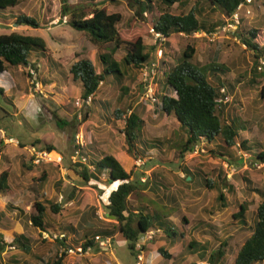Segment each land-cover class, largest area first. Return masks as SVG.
<instances>
[{"label":"rangeland","instance_id":"rangeland-1","mask_svg":"<svg viewBox=\"0 0 264 264\" xmlns=\"http://www.w3.org/2000/svg\"><path fill=\"white\" fill-rule=\"evenodd\" d=\"M72 4H81V5H89L91 0H69ZM95 2L98 1H105V0H93ZM156 2L158 0H155ZM197 0H190L189 3L186 6H180L178 4H174L171 7V12L175 14L180 13H187L191 7L195 4ZM200 2V1H199ZM18 5L14 7H9L5 9L0 8V20L4 21L3 15L8 14H15L16 17L20 14H25L29 16H33L36 18L39 22L42 23V26L40 28H30L27 27L26 31H20V33L26 34V35H32V36H41L46 41V45L49 49V51L52 53V55L56 59H62L61 64L62 68L64 69L63 73L59 76L58 81H64L66 83H57V85H53L52 87L56 86L58 87L55 91V88L52 87H45L42 80H40V90L34 91V84L30 82V78H28V75L26 74V69H24L23 73L21 74V79L23 82L26 83V78L28 81V86L30 87V91L27 87L24 92L25 94L29 92L32 93V96H35L38 99V107L37 110L40 112H36V116L40 115L38 117L39 122L32 121L33 128L36 129V131L41 132L42 134V141L46 142V145H53L58 150L59 153L63 156V163L59 166L53 165L55 167H52L53 169V176L51 178L50 184H48L49 192L46 194L47 197H53L54 201L58 202L62 199V195L59 194L62 190H74L76 191L75 199L71 202H68L63 208L62 211L59 214H55L56 219H59V221L64 220L67 221H73L74 224H78L79 220L78 217H80L81 212L84 209L93 210L96 211V219L93 224V227L97 226L96 228L101 227H111L117 230V221L113 220L112 218L108 217L107 209L105 207V202L103 200V193L106 191L105 189H100V183L103 185L108 184L107 178H104V180L101 181H92L89 183H83L78 182L73 178L72 172H70V166L74 164L72 161V155L74 151L77 149L76 146V135L77 133H83L85 136V139L88 141V138L90 134L92 133L93 136L95 135L97 140H102L103 138H107V141H104V147L109 148L110 145L120 147V145L124 144L123 148H127L128 145L125 141V137L123 134H121L119 131L116 130L109 122L105 123V119L102 118L98 114H88V118L84 119V116L86 113H89V105L85 103H81L80 105L77 104V100L81 99L77 98L75 99L74 96L78 95L76 94V90L79 87L78 83H75V81L72 77V75L69 72L70 66L76 62L78 59H90L97 71H100L102 67L101 61L99 58V54L101 51H104L106 48V45L101 48V50L98 49L97 46L93 45L87 36L80 30L74 28L73 26L67 24L66 21H64V17L61 13V4L62 0H18ZM131 4L135 5V2L131 1ZM109 12H120L123 16V20L121 23H119L118 28L120 31H126L127 29H131L132 26H130V22L135 15V8H133L130 5V2L127 0H118V2H113L111 0H106V3L104 4ZM137 7V5H136ZM239 16H240V23L237 28H234L231 26V20L230 17L226 19V24L223 26H220L217 28V31L213 33L212 35H208L204 32L194 33L191 36H187L185 34L179 33V34H173L171 37L170 47L167 46V41L163 44L164 54L162 59L159 60V73H162L164 71V64L162 61H165L166 58L168 62L174 61L175 57L178 56L179 53H181L188 44H195L198 48V56L196 55V58L194 59V63H197L199 66L207 65L209 62L212 61H218L220 63H225L228 72L223 75L224 79L227 80H235L238 76L241 77L242 83L237 86L234 89V93L230 94V100L226 103H223L222 105H225V108L229 110L228 113L230 115H237L241 120L245 121L247 125L249 126L246 131H242L240 135V140L246 139L248 142V145L252 147V151L245 152L240 148L239 144H236L233 150L236 152V156L238 158L243 157V162L239 163H233L230 164L227 161L223 160L220 157H217L216 155H213L210 153V149L213 148V145L208 146L206 145L205 140L201 141V145L199 146L198 152H193L191 154H188L186 158L184 159V163L186 162H194V166L196 168H201L202 170L209 178H211L214 181H218L221 185L223 192L226 196L229 197L230 200H238L239 202H243L247 205V223H250L252 220V216L256 208L258 207V204L261 200L260 196L256 193H250V191L247 188L248 179L253 181V186L256 188L263 189L264 188V163H258L255 162L254 157L251 156L252 153H257L261 149H264V99H262L260 93L261 90L264 88V79L261 77H257V75H253V58L252 53L249 50L245 51H239V47H241V43L239 38L237 37V31L239 27L241 26L242 22L245 24H248L252 28H256L258 30V36L257 41L259 42L260 46H264V4H259L257 7L254 4L247 3L241 10H239ZM149 12L143 15V18L138 17L136 20H133L135 24L133 25V28H135V31L132 33L131 30L127 31V34L130 38L132 35L142 34L143 39H145V42L147 45H154L156 46L155 54L154 56L150 58L149 62H152L153 60L157 59V50L160 44H155L154 36L150 34V26H153L148 21ZM46 23V24H45ZM54 24L55 27H51L50 25ZM51 28H47V27ZM18 26H14L13 29H17ZM25 30V29H24ZM10 28H7L4 25H0V34L9 33ZM220 40V41H219ZM160 42V41H159ZM111 45H108L110 47ZM242 47L245 49V47L242 45ZM220 48H224V54L220 52ZM166 51V52H165ZM117 55L119 57H122L124 55L123 49L118 50ZM39 66V76L41 78H45L46 81H50L51 77L43 76L44 69L42 65L37 64ZM168 65L166 66L167 69ZM45 68V67H44ZM18 71L20 68H17ZM12 70L11 68L8 69ZM14 71V70H12ZM38 72V71H37ZM129 73L131 76L127 78L126 85L130 87L129 93L124 98L121 97L120 91L116 87L117 85H102L98 92V97L100 99H106L108 102H110V106L112 108V105L116 107L126 106L129 108V110L133 107V105L136 102H140L141 104H145L146 108L148 109L150 105L155 106L158 105L160 102V98L155 95V103L154 100L151 98H147L146 96L143 97V93L146 94V77L139 74L137 80L134 77H137L136 71H130ZM161 77L163 74H160ZM3 76V75H2ZM0 76V85L3 86L6 90H8V94L11 96H17L18 93H14L16 91V88L13 87L11 79L5 78V76ZM70 76L71 83H67V78ZM14 82H15V78ZM133 79V80H130ZM256 79L254 82L253 80ZM66 80V81H65ZM135 80V81H134ZM22 82V83H23ZM145 83V84H144ZM154 83H156V90L155 94H158V86L156 82V78L154 80ZM141 89L139 88L140 86ZM64 86V88H63ZM11 88L14 90L12 91ZM61 90H60V89ZM80 88V87H79ZM78 88V89H79ZM63 89V90H62ZM143 89V90H142ZM55 91V94L53 93ZM79 91V90H78ZM23 93V94H24ZM160 94V93H159ZM47 95V96H46ZM162 95V94H161ZM53 96V99L51 98ZM74 98L73 102L69 103L68 97ZM160 96V95H159ZM24 97V95H22ZM61 97H64L63 99V105L61 106L60 103L57 101H62ZM143 97V100H142ZM161 97V96H160ZM59 98V100H58ZM2 100V99H1ZM18 101V98H17ZM126 104V105H125ZM1 105H4L2 102ZM60 107V109H59ZM7 109L10 111L11 114H14V107H11L9 105ZM35 110V109H34ZM149 110V109H148ZM153 110V109H151ZM58 112V113H57ZM59 114V116L69 122L70 125L65 126L63 128H60L58 126V120L55 116V114ZM10 114V115H11ZM146 113H144V139L149 138L148 135H154L157 132V129L160 131V126H157L154 122H152L149 117L145 116ZM30 116L27 115L21 118L23 125L24 121L26 125H29V123L26 121L28 120ZM5 115V118L0 114V128L3 129L6 135H11L13 132V129H19L18 133H22L23 135H30L31 131L27 132L25 126H17L16 120L17 117H14V122H11L12 119ZM111 118V117H110ZM37 119V121H38ZM5 120V121H4ZM11 120V121H10ZM122 124L123 123V119ZM249 123V124H248ZM121 124V125H122ZM6 126V128L4 127ZM28 127V126H27ZM30 128V126L28 127ZM96 128V129H93ZM7 133H6V131ZM83 130V131H82ZM108 131H110V134ZM155 132V133H154ZM1 133V130H0ZM13 134V133H12ZM148 134V135H146ZM14 135V134H13ZM110 137L113 139L111 141ZM2 136V135H1ZM94 136V137H95ZM3 137V136H2ZM87 137V138H86ZM146 137V138H145ZM18 138V137H16ZM20 142H23L20 138H18ZM36 140H34L35 142ZM180 139H178L177 142H179ZM33 142V143H34ZM27 144V143H26ZM25 144V145H26ZM32 144H28L26 146H29ZM13 147L18 150V156L21 157L22 161H25L27 165L30 164L29 160V153L24 149L13 145V144H6L3 142V146L1 150H4L6 147ZM40 146V145H39ZM45 147V146H42ZM128 152V151H126ZM170 150L167 151L166 156L161 155L156 151L149 153L148 156L143 157V159H136L134 163V170L135 168L138 169L141 165H144L143 161H146L147 158L153 159H161L165 157H169ZM178 155V152L176 153ZM171 158L174 157V155L170 156ZM20 159V160H21ZM187 159V160H186ZM195 159H198L196 161ZM200 159V160H199ZM195 160V161H191ZM200 161V162H199ZM151 160H148V163H151ZM201 163V164H198ZM11 164V161L9 162V165ZM125 165L128 166V163L125 162ZM149 165V164H148ZM186 165V164H185ZM198 165V166H197ZM171 166V172L174 170H179V167L177 165H170ZM187 166V165H186ZM149 167V166H147ZM198 168V170H199ZM24 169V168H23ZM51 169V170H52ZM11 174L13 177V180L15 182V189L17 191H23L27 185L31 183V173L25 174L22 168L21 172L18 170V165L11 164L10 166ZM25 172L27 173L29 169L25 168ZM169 171V173H171ZM38 174V173H37ZM137 176V173L135 174ZM145 175V174H144ZM36 179L39 177L34 176ZM189 177V176H188ZM187 177V181L184 184V182L181 181L182 184L176 182L175 183V195L177 199L176 203V211L174 212V216H176L175 223L177 226L182 227V231L185 235L188 236V238H197V231L200 229L198 227L199 225H195L200 217H203L204 220L208 218V221H210L215 228L212 230L207 227L206 233L202 231L199 233L200 238H204L203 235L206 236V238L209 239L210 245H209V252H215L219 246V241L216 240L213 234H216L218 237L222 236L223 240H227V247H226V255H227V263L226 264H233L235 254L237 253L238 247L240 244L245 240V231H237V228L239 226H242V229H245V225L243 223L239 224V226L232 220H234V213L238 211V207L234 208H224L223 210L219 208H215V204L219 206V204L215 203V197L217 195L216 191L213 189H202L201 192H198V189H196L195 185L192 186V183L189 181ZM155 178L158 179V176L155 175ZM182 179H185V176L182 177ZM148 180L146 179L145 184L149 185ZM75 181V182H74ZM143 181H145L143 179ZM230 183L235 186V195L233 193H229V191H226L225 188L227 184ZM21 184V185H20ZM190 184V185H187ZM20 185V186H18ZM33 184H30L31 186ZM75 185V186H73ZM195 186V187H194ZM73 187V188H72ZM29 190V189H28ZM30 193V191L28 192ZM25 195L27 194V191L25 189L24 191ZM19 195L20 198H23V201L26 200L25 195ZM24 196V197H23ZM234 197V198H233ZM182 201V202H181ZM153 206L155 208L160 209V205L158 203H154ZM31 211H33L32 203L30 207ZM187 219L184 220L183 218ZM238 221H242L240 218ZM206 222V221H205ZM81 224V223H80ZM225 224V226H224ZM194 226V229L190 230ZM223 225V226H222ZM80 230L82 231V227ZM222 230V232H221ZM211 231V232H210ZM194 236H193V235ZM233 234V235H231ZM249 234V233H248ZM229 235V236H228ZM51 236V235H50ZM165 238V234L160 232H155L152 235V238H142L140 239L143 241V252L144 255V264H152L151 261L158 262L162 261L165 262V258H163L157 251L154 250L153 244H155L157 241H162ZM40 240H43V238L39 237ZM47 239V238H44ZM111 245V248L107 251L99 249L98 247H93L90 251H85L83 254H69L63 251L61 255L62 248L59 249L56 252L54 260L61 261L62 264H69L67 259L69 257H73L77 260L75 264H88V259L90 260L89 264H115V261H119L120 264H135L136 257H137V249L133 251L134 254H132V251L130 250L128 246V241L116 239L113 241ZM9 247V246H7ZM6 247V248H7ZM146 250L149 252L150 258L148 261L146 260ZM16 256L19 255V257L24 260V255L20 254L19 251L16 250ZM18 253V254H17ZM8 254H6L7 256ZM159 256V257H158ZM87 259V260H85ZM93 259L94 262H93ZM9 261L8 257L4 258L2 255L0 257V264H7ZM169 264V263H167ZM173 264V262H172ZM174 264H180V261H177V263ZM196 264V263H193ZM201 264H211L208 260H206V263Z\"/></svg>","mask_w":264,"mask_h":264},{"label":"trees","instance_id":"trees-1","mask_svg":"<svg viewBox=\"0 0 264 264\" xmlns=\"http://www.w3.org/2000/svg\"><path fill=\"white\" fill-rule=\"evenodd\" d=\"M111 1L118 2V0ZM127 1L136 9L132 21L136 20L137 16L143 18V15L149 12V23L153 25L157 32L164 35L166 41L173 34L179 33L191 36L196 32H205L212 35L218 27L226 24V19L231 17L241 3H248V0H197L187 13L175 14L170 10L174 4L186 6L190 0ZM131 1L135 2V5L131 4ZM105 3L106 0L98 2L91 0L89 5H81L79 3L72 4L69 0H62L61 13L63 17H67V24L82 31L99 50L106 45L104 51L99 54L102 67L100 72L96 70L90 59L85 58L74 62L70 66L69 72L74 80L81 82V98L92 97L89 113L85 114L84 119L88 118V114H98L102 118L112 121L123 119L124 126L119 131L125 135L128 145L127 151L133 155L138 152L137 145L142 144L148 148V145L153 141L150 138H143L145 124L143 115L146 105L138 102L130 112L126 109L125 114L121 109L112 110L111 108L108 111L110 113H107L108 109L104 110L101 105L98 107L101 100L97 98V94L101 84L104 83L117 84L119 87L126 88L124 86L125 81L131 76L129 70L136 71L135 75L137 77L134 78L137 79L142 72V68L150 61L156 46L145 44L142 34L132 35L130 38L126 33L121 32L118 25L123 20L122 14L120 12H109L104 5ZM251 3L258 7L259 4H264V0H250ZM18 4V0H0L1 9L14 7ZM16 22L30 28H40L42 26V23L36 18L25 14L17 16ZM236 34L241 43V47L238 48L239 51L249 50L252 53L253 75H257L256 79L257 77L264 79V74L258 70L259 59L264 55V46H260L257 41L258 30L242 22ZM166 44L169 47V43ZM108 45L111 46L108 47ZM120 49L124 51L122 57L117 55ZM221 50L222 48H220V52H222ZM31 51H37L43 56H48L44 38L26 35L17 31L0 34V74L10 66H22L26 69L29 78L28 66H34L36 71L39 69L37 63L30 64ZM195 54V46L188 44L171 63L162 61L164 65H168L164 74L175 95L160 97L159 94H155L160 98L159 105L163 112H173L180 123V127L187 134V140L178 148L179 157L184 158L186 154L192 153L195 146L205 140L206 145H213V148L210 149V153L213 155L230 164L242 163L243 157L238 158L233 148L236 144H239L243 151H252V147L248 145L246 139L239 142L241 132L246 131L249 126L237 115H230L225 105L218 103L217 100L223 96L221 93L222 88H226L227 92L233 94L237 85H240L243 81L239 76L232 81L224 79L223 75L228 72L225 63L212 61L207 65H197V63H194ZM124 94H127V92ZM260 95L264 99V88L261 90ZM0 97H4L12 103V98L5 94L2 86H0ZM55 116L60 128L70 125L57 113ZM39 143L40 140H36L32 144L38 145ZM2 146L3 140L0 137V150ZM20 146L25 145L20 142ZM45 147L48 150L58 152L55 146L51 144L45 145ZM80 154L86 156L87 161L85 163L76 162L70 166V169L84 183L91 180L100 181V176L104 174L108 175L109 182H117V187L108 197L107 209L118 223L117 231L119 234L116 239L128 241L132 254H134L136 241L152 229L160 230L166 237L174 239V241L180 242V240L186 239L182 227L177 226L169 215L152 209L147 204L138 205L133 203L131 196L138 192L139 185L137 182L130 180L132 173L127 172L113 155L106 154L101 159L90 160L85 153V147L80 150ZM251 156L254 157L255 162L264 163V149L252 153ZM32 166L34 165H26L23 161L22 168L31 169ZM185 174L184 184L187 177L191 176L189 181L196 186L194 187L199 192L204 188L216 191L215 203L219 204V209L238 207V211L233 216L236 219H242L245 230H249L250 235L238 247L233 264L264 262V188L254 187L253 181L248 179L246 185L248 190L250 193L256 192L261 200L253 213L251 222L247 223V205L236 199L230 200L224 194L218 181L212 180L200 169L197 172V177L193 176L191 172L186 171ZM42 177L43 180L46 179L47 174ZM225 183L227 184L225 190L235 195V186L226 181ZM11 192L12 190L8 185V172L3 171L0 173V193L6 195ZM36 209L38 214L28 216L27 219L33 225L42 229L47 208L45 204L37 200ZM58 210H60V205L51 202V211L56 213ZM212 227L214 228L213 225H211ZM115 232V230H105L103 233L113 235ZM23 241V235H20L7 243L0 234V255L8 244L11 246L16 245L19 249L25 251L26 246ZM219 241L217 250L210 255L209 262L211 264L227 263V240L221 239ZM209 245V240L204 243L195 241L194 243L191 242L188 248L200 249L203 256H205L209 251ZM83 246L85 249L88 246L95 247L94 238L86 239ZM157 251L166 259L172 257L169 251L161 247Z\"/></svg>","mask_w":264,"mask_h":264},{"label":"crops","instance_id":"crops-1","mask_svg":"<svg viewBox=\"0 0 264 264\" xmlns=\"http://www.w3.org/2000/svg\"><path fill=\"white\" fill-rule=\"evenodd\" d=\"M3 16H4V21L0 20V25H4L7 28H10V32H12V31H17V32L26 31L27 27H25L24 25L17 24V22H16L17 17L15 14L12 15L10 13L8 15L5 14ZM132 24H135V22H133L131 20V22H130V26H132L131 29H127L126 31H121V32L128 34L127 31L131 30L133 33L135 31V28H133ZM14 26H18L17 29H13ZM50 26L53 28L56 25L51 24ZM50 26L47 28H51ZM171 37H169L167 39L168 40L167 42L169 43V47H170ZM144 42H145V39H144ZM145 44H146V42H145ZM153 45H154V43H153ZM191 45H194L196 48V54H195V58H196V55L198 56V52H197L198 48L195 44H191ZM149 46H151V45H149ZM221 51L224 54V48H222ZM47 54H48V56H43L40 52L31 51L30 56H29L30 57V64L37 63V64L42 65V63H43V65H42V67L44 69L43 76L52 78L50 81H48V80L46 81V79L44 77L41 78L39 76V79L42 80V82L44 83V86L45 87L47 86L48 88L52 87L53 85H57V83H66L64 81H62V82L58 81L59 76L64 71V69H61L62 68V64H61L62 59H60V58L56 59L52 55V53L49 51L48 47H47ZM154 54H155V51H153L152 55L154 56ZM152 55H151V57H152ZM164 60H165V62H168V60L166 58ZM166 66H167V64L164 66V71L162 73H160V74H163V76L161 77V75L159 74L156 77L158 92L160 93V94L159 93L158 94L160 96H164V95L174 96L175 92H174L173 88L167 83L166 77L164 74L165 70H166ZM9 68H11L14 71H12V70L8 71ZM17 68H20L19 71ZM24 69L25 68L22 66H10L7 68V70L5 72L0 74V76L3 75V76H5V78L11 79L10 81L13 80L10 83H12L13 87H15V88L17 87L16 91H14V93L15 94L18 93L17 96L15 95L13 97V96L9 95L8 90H6L2 86L5 90V94L12 98V103H11V101L6 100V98L0 97V114L4 118H5V115L8 116L9 118H11L12 119V121L10 120L11 122H14L17 119V118L15 119L14 117L18 116V119L16 120V125L19 127L23 125L21 118L24 117V119H25V116L27 117V115H29L30 117L28 118V120H26L29 123V125H26V123L24 121L23 126H25L27 132L31 131V133H30V135H25V134L23 135L22 133H18L19 129H15V130L13 129L12 133L14 135L12 133H11V135H9V134L6 135L5 132L3 131V129L0 128V130H1L0 137H1V139H2V136H4V135L7 137H13V138L18 137L22 141H24L25 144L27 143L26 145L32 144L34 142V140H40V143L38 145L45 146L46 142L42 141L41 132H38V131H36L35 128H33L34 122H32V121H36L37 123H40L39 119H38V117L40 115L36 116V112L37 111L40 112V111L37 110V108L39 109L38 99L35 96H32V93H30V92H29V95H28V93L27 94L24 93V92H26L25 90L27 89V87L30 91V87L28 86L27 78H26V83L23 82L21 79L20 72L23 73ZM100 71H98V72H100ZM39 72H40V70L38 69V74H39ZM3 76H2V79H3ZM13 78H15V82H14ZM70 79H71L70 76H68L67 83H71L73 81V80L70 81ZM130 80H133V79H130ZM73 82H74V84L78 83L79 87H80V88L78 87L79 89L77 88V90H76V94L78 93V95L74 96V98L77 99V98H80L81 94H82L81 82L79 80H75ZM104 84L105 85H111V84H106V83H104ZM124 86L126 88L119 87L118 85L116 86L118 88V90L120 91L121 97H123V98L128 95L129 90H130V87H128L126 85V81H125ZM237 86H239V85H237ZM141 87L142 86H140L139 88L141 89ZM52 88H55V91H56V89L58 87L54 86ZM63 88H64V86H63ZM11 90L13 91L14 89L11 88ZM55 91L53 92L54 94H55ZM125 92H127V94H124ZM22 95H24V97H22ZM55 96H56V94H55ZM17 98H18V101H17ZM51 98L53 99V96ZM56 98H57V96H56ZM74 98L69 96L68 97L69 103L73 102ZM97 98H99L98 95H97ZM61 99H62V101L61 102L57 101V103L59 102L60 105L62 106L64 97H61ZM58 100H59V98H58ZM100 100H101V102H100L101 104H99L98 107L101 105L104 110L108 109L107 113H110V112H108L109 108H111L110 102H108L106 99H100ZM2 102L4 103V105H1ZM137 104H138V102H136L133 105V107H135ZM9 105H11V107L15 108L14 114H11L10 111L7 109V107ZM148 107H149L148 108L149 110L146 108V110H145L146 115L145 116L149 117V119L152 122L157 124V126L161 127L160 131L157 129L156 134H154L152 136L146 134L149 136L150 139L153 140L152 143L150 145H148V148L144 147L142 144H139V145H137V149H138L137 151L138 152H136L135 154L132 155L129 152H126L128 147L123 148L124 144L120 145L119 148L116 147L115 145L114 146L110 145L109 148L104 147V141H107L108 137L103 138L102 140H97L96 136L94 135L95 136L94 137L93 134L91 133L89 138H88L87 145L85 146V153L87 154V156L90 160L101 159L106 154L113 155L117 160H119V162L123 165V167L125 168V170L127 172L132 173L130 180L137 182L139 185L138 192L131 196V200L133 201V203L138 204V205L143 204V203L147 204L152 209L159 210V211L163 212L164 214L169 215L170 219H172L175 222L176 216L173 215L174 212L177 210L175 208L176 203H177V199H176V195H175L176 188H174L175 183L178 182V183L182 184L181 183V181L183 182L182 177H184L186 175L185 174L186 171L191 172L193 174V176L197 177V172H198L199 167L196 168L194 166V162L184 163V159L186 158V156L188 154H191V153L186 154L184 158H180L179 153H178V155L176 154L178 152V148H180V146L183 143H185V141L187 140V134L180 127V123L177 120L175 114L173 112L164 113L159 104L155 105V106H151V109H153V110L150 109V105ZM132 108L129 110V108H127L126 106L116 107V106L112 105L111 109L112 110L121 109L123 114H125L126 109L130 112L132 110ZM59 109H60V107H59ZM13 119H15V120H13ZM37 119H38V121H37ZM106 122H109V124H111L114 128H116L117 131H119V129L124 126L122 124L121 119H119L117 121L105 119V123ZM27 126L28 127L30 126V128H28ZM4 127L6 128L5 125H4ZM93 129H96V128H93ZM143 129H144V127H143ZM108 132L110 133V131H108ZM6 133H7V131H6ZM110 134H112V133H110ZM121 134H123V133H121ZM110 136L111 135H109V138L111 139V141H113V139ZM123 136L125 137L124 134H123ZM18 138H16V139H18ZM178 139H180L179 142H177ZM199 144H201V142ZM25 146H23L21 148H24ZM168 150H170L169 157H165V158L155 160L151 156V158H147L146 161H143L144 165H141L138 169L135 168V170H134V163H135V160L137 158L143 159V157L148 156L149 153L153 154L154 152L156 153V151L158 153H160L161 155L166 156V153ZM171 155H174V157L171 158L170 157ZM20 159H21V157L18 156V150L16 148H13L10 146V147L4 148V150H0V173L3 171L8 172V185L10 186V188L12 190V192L10 194L5 195V194L0 193V234L4 238V241L7 243L11 242L16 236L23 235V238H24L23 244L26 246L25 251H24V250L19 249L18 246H16V245L11 246L10 244H8L9 247L5 248L4 251L2 252V254L0 255V257L2 255L4 256V258L8 257L9 261L7 264H62L61 261H59L57 259L54 260V258H55L56 252L59 249H61L64 245L83 244V242H85L86 239L94 238L95 235H102V236L110 237L112 239V243H113V241L116 240V237L119 233L114 228H111V227L96 228L97 226H95V228L93 227V224L95 223L94 221L97 219H96V211H93L92 209L85 211L87 209L83 208L80 217H78V220H79L78 224H74L73 221L72 222L71 221L65 222L64 220L59 221V219H56L55 214L56 215L59 214L62 211V208L68 202H71L75 199L76 191H74L72 189L71 190L68 189L66 191L64 189V190L59 192V194L62 195V199L58 202L54 201L53 197H47L46 196V194H48V192H49L48 184H50V182H51L50 180L53 176L52 167H55V166H53L54 164L52 165L51 163H42L39 165H34L26 173L25 170L22 168L23 161H22V159L21 160ZM29 160H30V158H29ZM148 160H151L152 162L148 163ZM195 160L198 161V159H195ZM195 160H191V161H195ZM10 161H11V164H13V166H14V164L18 165V170H20V172H21V168H22V170L24 172L23 174H22V172L20 173L22 176H24L25 174L31 173L32 177H31V183L30 184H33V185L29 186L30 185L29 184L25 187L28 195L24 194L25 189L22 192L17 191L15 189V185H14L15 182L13 180L11 170H10L11 164L9 165ZM196 161H195V164H196ZM125 162L128 163V166L124 164ZM171 164L177 165L179 167V170H174L173 172H171V166H170ZM198 164H201V163H198ZM147 166H149V167H147ZM199 169H201V168H199ZM169 171L171 173H169ZM70 172H72L73 178H75L76 181L83 182L80 179V177L77 174H75L71 169H70ZM37 173L39 174V177L36 179V177H34V176L35 175L38 176ZM136 173H137V176L135 175ZM44 174H47V178L43 180L42 176ZM155 175L158 176V179L155 178ZM189 177H191V176H189ZM104 178H107L108 184L103 185L102 183H100L99 188L106 190L102 196H103V200L105 202V207L107 209L108 197H109L110 193L117 187V182H114V183L109 182L107 174L100 176V181L104 180ZM147 178L150 179V181L148 180L149 185L145 184ZM143 179L145 181H143ZM92 181H95V180H91L89 182H92ZM95 182H97V181H95ZM20 185H18V186H20ZM187 185H190V184H187ZM73 186H75V185H73ZM192 186H193V184H192ZM29 191H30V193H28ZM198 192H199V190H198ZM23 194L26 196V200H24V201H23V198H20V196H19V195H23ZM37 200L40 201L41 203L45 204V206L47 208L46 214L44 216V221L42 224L43 225L42 229L36 225H33L27 219L28 216L38 214L37 209H36V201ZM51 202L58 203L60 205V210H58V212L54 213L51 211ZM31 203H32V207L34 209L33 211H31V209H30ZM154 203H158L160 205V209L155 208L153 206ZM214 206H215V208L219 207L216 204ZM106 214L107 215L109 214L108 209H107ZM233 218H234V220H232V222L235 221V223L238 226H239V224L243 223V221H240V222L238 221L239 218L238 219H236L235 217H233ZM112 219L115 220L114 218H112ZM183 219H185L187 222V219L185 217ZM197 224L199 225L198 227H200V229L197 230V231H199V233L201 231H202V233L203 232L206 233L207 227H209L211 230L213 229V227L211 228V225H213V224L210 221H208V218L206 220H204L203 217H200L199 221L195 225H197ZM195 225H193V227L190 230L194 229ZM224 226H225V224H224ZM79 227H82V231L80 230L81 228H79ZM105 230H115L116 232L113 235H105L103 233ZM237 231H239V232L245 231V233H246L245 237L246 238L250 235L249 230L242 229V226H239V228H237ZM221 232H222V230H221ZM199 233H197L196 239L191 238V237L188 238V236L185 235L186 239H182V240H180V242L174 241V239H171V238H168L165 236V238L162 241H159V242L157 241L155 244H153V247H154L155 251H157L158 248H160V247L169 251V253L172 255V257L170 259L165 258L164 259V260H166L165 262H163V260L160 262L155 260L156 262L151 261V263L152 264H167V263L172 264V262H173V264H174V263H177V261H180V264H193V263L201 264V263H206V260L210 261V255L212 252L210 253L208 251L207 254L205 256H203L202 250H200V249L195 250L192 248H188V245L191 242L194 243L195 241H197L198 243H204V242H206V240H209L208 238H206L205 235H203L204 236L203 239L200 238ZM56 234L57 235L65 234L66 239L65 240L54 239L53 237ZM210 234L214 235L215 238H217L216 240H218V241L222 239V236L218 237L216 234H213L212 232ZM231 235H233V234H231ZM39 237L43 238V240H40ZM44 238H47V239H44ZM12 244H14V243H12ZM16 250L19 251L20 254L24 255V260H22L19 257V255L16 256V253H15ZM149 253H151V252L146 250V260L147 261L151 256V255L149 256ZM6 254H8V255L6 256ZM236 254H235V256H236ZM144 255H145V253H144ZM85 260H87V259H85ZM94 260L95 259H93V262H94ZM67 261L69 262V264H75V262H77V260L73 257H69L67 259ZM89 262H90V260L88 259L87 263L89 264ZM115 264H120V263H119V261H115ZM255 264H264V262H258Z\"/></svg>","mask_w":264,"mask_h":264},{"label":"built area","instance_id":"built-area-1","mask_svg":"<svg viewBox=\"0 0 264 264\" xmlns=\"http://www.w3.org/2000/svg\"><path fill=\"white\" fill-rule=\"evenodd\" d=\"M249 2H250V0H248V3ZM245 5H246V3H241L237 7L236 11L230 17V20H231L230 25L233 26L234 28H237L239 23H240L239 10H241ZM64 18H65L64 21H67V17L64 16ZM149 31H150V34H152L154 36L155 44L158 45V43H159L160 46L158 47V50H157V59L153 60L152 62H148L142 68L141 74L146 77V79H145L146 84L144 83L146 85V94L143 93V97L146 96L147 98H151L155 101L156 83H154V80L159 73L158 64H159V60L162 59L163 54H164V49L162 46H163L164 42L166 41V38L164 37V35L157 32L153 26H150ZM196 33H199V32H196ZM258 70L264 74V55L259 59ZM27 71L29 73L30 82L35 85V86H33L34 91L40 90L41 85H40V80H39L38 75H37L36 68L34 66L30 65V66H28ZM144 84L142 85V88H143ZM221 93L223 96H221L217 100V102L220 104L228 102L230 100V95L227 92L226 88H222ZM143 97H142V100H143ZM91 100H92L91 96H89L87 99L81 98V99L77 100V104L80 105L81 103L82 104L85 103L87 105H90ZM2 140L6 144H13V145L20 147V141L16 138L7 137L4 135L2 137ZM86 145H87V140L85 139L84 134L81 132L77 133V135H76L77 149L74 151V153L72 155V161L74 163H76V162L85 163L87 161L86 156L80 154V150L83 147H85ZM200 145L199 144L196 145L193 152H198ZM24 148L26 149V151H28L30 163L33 165H39L42 163H51V164L59 166L63 163V156L61 153H59L57 151L48 150L46 147H42V146L35 145V144H32L30 146H25ZM155 232H160V230L152 229V230L148 231L146 233V235L141 236L136 241L135 250L137 249V257H136L135 264H144V252H143V245H142L143 241H141L140 239L145 238V237L152 238V235ZM65 237H66L65 234H59V235L56 234V235H54L53 238L62 240V239H65ZM94 243H95L96 247H98L99 249L107 251L108 249L111 248L112 239L110 237H107V236L95 235ZM92 248H93L92 246H88L85 249L83 244H79V245L69 244V245L62 247L61 255H62L63 251L66 253H69V254H83L85 251H90Z\"/></svg>","mask_w":264,"mask_h":264},{"label":"water","instance_id":"water-1","mask_svg":"<svg viewBox=\"0 0 264 264\" xmlns=\"http://www.w3.org/2000/svg\"><path fill=\"white\" fill-rule=\"evenodd\" d=\"M188 179H191V177H188ZM108 216H109V217H111V218H113V216H112V215H109V214H108Z\"/></svg>","mask_w":264,"mask_h":264}]
</instances>
